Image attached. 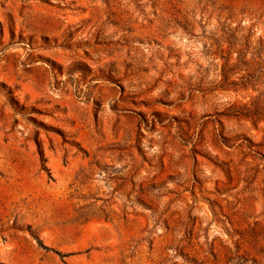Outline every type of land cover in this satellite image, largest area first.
Here are the masks:
<instances>
[{
  "label": "rangeland",
  "instance_id": "obj_1",
  "mask_svg": "<svg viewBox=\"0 0 264 264\" xmlns=\"http://www.w3.org/2000/svg\"><path fill=\"white\" fill-rule=\"evenodd\" d=\"M0 264H264V0H0Z\"/></svg>",
  "mask_w": 264,
  "mask_h": 264
}]
</instances>
